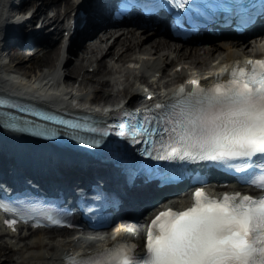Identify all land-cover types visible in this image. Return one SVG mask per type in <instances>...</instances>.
I'll list each match as a JSON object with an SVG mask.
<instances>
[{
  "label": "snow or ice",
  "instance_id": "6c2138e0",
  "mask_svg": "<svg viewBox=\"0 0 264 264\" xmlns=\"http://www.w3.org/2000/svg\"><path fill=\"white\" fill-rule=\"evenodd\" d=\"M169 2L183 9L186 0ZM144 7L150 14L151 9ZM251 18L242 16L241 23ZM248 63L250 68L226 69L209 87H201L199 81H192L191 89L180 86L167 101L144 109L131 125H122L128 130L117 135L129 137L132 142L143 137L149 145L143 154L151 156L155 151L154 158L161 160H252L264 155V60ZM225 74L230 77L227 81L223 80ZM236 171L243 172L244 168ZM250 182L264 188V173ZM137 247L131 241L120 240L87 255L69 257L68 262L264 264V196L225 193L216 198L197 189L191 207L183 211L169 207L158 213L148 226L142 255L137 254Z\"/></svg>",
  "mask_w": 264,
  "mask_h": 264
},
{
  "label": "bare ground",
  "instance_id": "6f19581e",
  "mask_svg": "<svg viewBox=\"0 0 264 264\" xmlns=\"http://www.w3.org/2000/svg\"><path fill=\"white\" fill-rule=\"evenodd\" d=\"M10 5L11 0H0V37L5 30L22 21L12 18ZM73 5L72 0H50L44 5L35 3L27 20L39 23L40 18H44L41 24L45 27L53 23L57 26L60 19L66 20ZM263 48L264 42L259 37L191 47L138 32H101L70 58L66 56L73 53L68 51L69 47L63 51L58 44L45 50L39 58L50 69H34L20 61L14 64L10 60L12 57L0 55V91L29 97L56 108L87 109L105 114L111 109L108 106L138 99V81L149 79L153 70L160 72L159 88L165 89L184 80L191 71L208 68L207 74H212L211 70L219 63L229 64L245 55L261 54ZM12 59L16 61L18 57ZM103 104L109 105L103 107ZM0 135L20 155L41 160L45 152L46 147L41 144L6 133ZM112 234L107 232L106 238L110 239ZM73 246L74 236L63 232L37 230L34 234L11 237L0 233V256L3 255L5 260L0 264H60L63 251Z\"/></svg>",
  "mask_w": 264,
  "mask_h": 264
},
{
  "label": "rangeland",
  "instance_id": "374dc122",
  "mask_svg": "<svg viewBox=\"0 0 264 264\" xmlns=\"http://www.w3.org/2000/svg\"><path fill=\"white\" fill-rule=\"evenodd\" d=\"M57 45L54 46V48ZM10 48V47H9ZM8 48V49H9ZM7 49V50H8ZM42 53V52H41ZM41 53L36 54V56H30L29 58H23V57H18V59H16V61H20V63L22 65H26V66H31L34 69H38V68H42V69H50L51 67L47 64V63H41L40 58L41 57ZM12 57H17L15 54L11 55ZM98 96L101 97L100 92L98 93ZM14 256V255H13ZM0 263H5L4 257L3 255L0 256Z\"/></svg>",
  "mask_w": 264,
  "mask_h": 264
}]
</instances>
